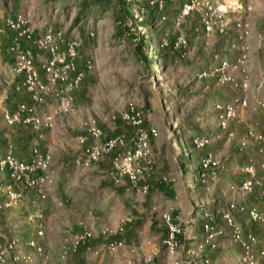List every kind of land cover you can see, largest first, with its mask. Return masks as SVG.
Masks as SVG:
<instances>
[{"label":"rangeland","instance_id":"374dc122","mask_svg":"<svg viewBox=\"0 0 264 264\" xmlns=\"http://www.w3.org/2000/svg\"><path fill=\"white\" fill-rule=\"evenodd\" d=\"M17 17L20 29L32 32L21 46L31 50L45 86L40 103L32 99L24 75L13 69L10 50L17 32L7 20ZM47 30L53 37L39 47L35 41ZM70 47L74 57L67 56ZM60 60L71 62L74 70L47 87L45 66L54 61L60 74ZM78 74L81 80L73 85ZM21 92L30 100L17 105ZM62 99L69 104L59 111ZM0 104L9 113L24 104L34 107L39 119L50 116L49 126H29L34 136L52 128L68 144L64 161L76 159L91 168L101 159L105 166L80 186L60 184L54 197L61 205L54 212L44 210L41 197L32 206L28 188L38 192L34 185L16 184L21 193L16 202L0 193V264H232L233 255L219 259L216 251L212 256L193 251V216L207 208L224 222L229 212L241 229L237 239L228 225L231 240L241 248L237 264H264V0H0ZM20 124H5L0 112L1 147L14 156L9 143L22 152L26 148L24 137L8 141ZM91 127L101 130L99 143L90 137ZM112 139L119 143L84 163L86 147ZM143 142L131 179L121 172L122 164L117 168L113 162ZM49 171L58 173L51 157L45 170L33 174L48 172L46 198L47 186L53 185ZM1 173L0 188L14 183L8 169ZM157 177L174 192L158 215L165 237L156 240L159 227L143 223L140 237L124 243L133 215L143 222L157 217L153 205L142 203L157 201L145 185ZM19 201L26 208L18 210ZM86 233L90 237L81 240ZM111 241L114 253L100 251ZM212 242L204 246L215 249Z\"/></svg>","mask_w":264,"mask_h":264},{"label":"built area","instance_id":"2783aa9c","mask_svg":"<svg viewBox=\"0 0 264 264\" xmlns=\"http://www.w3.org/2000/svg\"><path fill=\"white\" fill-rule=\"evenodd\" d=\"M187 7V6H186ZM9 26L13 28L17 32V36L13 42L11 47V52L13 53V69L16 73L24 75V85L27 90L32 93V99L35 102H42L41 93L45 86L42 85L39 80V76L37 70L34 65V56L29 48H24L21 46V41L26 40L29 41L31 39L32 32L29 28L20 29V22L22 23V19L17 17V19H8L7 20ZM53 37L51 30H47L35 43L39 47H45ZM75 53L72 47L68 49L67 56L74 57ZM63 66L61 67V73L57 74L55 72L54 66L55 62L51 61L45 66V78H46V86L53 87L57 81L64 80L66 78V72L70 70H74V66L71 62H65V60H60ZM81 80V75H77L73 80V85H77ZM69 104L68 99H62L60 105L57 106V110L62 111L66 110ZM35 114V108L32 106H26L24 104L19 105L18 109L9 113L4 111L2 113V120L5 124H17L23 123L32 125L33 128L37 129L41 125L49 126L51 123L50 116H46L44 119H39ZM90 137L95 140V142H100L101 139V130L95 127H91ZM85 138L81 139V142L84 143ZM117 139L108 140L103 145H95L91 147H86L84 150V163L88 165L90 162L95 161L99 158L100 154L104 151L111 150L116 144H118ZM145 143L143 142L141 146L136 151L127 150L121 157H116L113 164L118 168L119 164H122L123 174L128 175L131 179L134 178L135 170L132 169V163L134 160L142 156V148H144ZM120 156V155H119ZM49 163V156H45L41 154L36 148H33V157L31 161H24L16 158L11 153H6L0 157V173L4 172L8 169L11 173L12 179L14 180L13 184H8L0 188V193L4 195L7 199L12 202H16L21 197V193L15 190L16 184H28L34 185L38 188V193L42 199L46 198V185H48L49 180L47 176H37L33 177V174L38 170H45ZM207 163H204L206 167ZM120 174V175H123ZM58 205H61L59 203ZM36 215L35 217H37ZM225 222L227 225L232 227L235 232V237L240 239L241 237V229L234 226V220L231 214L228 212L223 215ZM234 227V228H233ZM205 230L207 233L206 240L212 241L214 237L223 234L222 229H216L213 225L207 224L205 226ZM41 234V232H39ZM91 234L86 233L81 237V240H85L90 237ZM249 239H253L251 234L248 235ZM120 244V243H119ZM115 243L111 242L108 245L109 249H114ZM86 264V263H84Z\"/></svg>","mask_w":264,"mask_h":264},{"label":"crops","instance_id":"0c3cea01","mask_svg":"<svg viewBox=\"0 0 264 264\" xmlns=\"http://www.w3.org/2000/svg\"><path fill=\"white\" fill-rule=\"evenodd\" d=\"M263 6V2L261 4ZM20 77V76H18ZM24 93V94H22ZM28 99L29 102V96L26 95L25 92H21L19 94V97L17 98L18 103L22 102V100L24 99ZM22 99V100H21ZM16 105V106H17ZM50 106L47 107V111H51V107L49 109ZM15 107L10 109V111L14 110ZM45 108L41 107V111L43 112ZM4 111H6V108L3 107L0 104V112L3 113ZM63 123L61 122V125ZM52 127V125L50 126ZM14 129L21 131V133H16V130H11L12 132H10L9 137H8V141H11L13 138H15L17 140V137H24L26 138V148L25 151L22 152L20 151V149H17V147L14 145L12 146L11 143H9V151L11 150L15 156L20 157L21 160H27L30 159L32 157V148L34 147V145L38 146L39 151H43L45 154H47L49 156V158L51 157L52 159L54 158L55 161H57L58 163V173L57 172H52L49 171V173H51L50 178L53 180V185L47 186V190L51 193L48 194L47 198H45L44 201V210L47 208L48 210H50L49 212H54L56 210V207L58 205V203L56 202V199L54 197V194H56L58 192V187L60 184H62L63 182L65 183V189H68V186L74 184V185H78L80 186L82 183L88 181L89 177L91 176H96V173H99L101 171H103V167L105 166H100L101 164V159L95 163H93L91 168H82L76 159H72V161H64L66 158V155H69V153H67V151H65V145H68L66 142H64L63 139H60L59 136H57L55 133H53L52 128L46 132L47 134H45V136L43 135H38L36 133V135H33V129L31 128V126L26 125V124H20V125H15L13 126ZM11 128V129H13ZM25 129H31L30 132L25 131ZM12 133V134H11ZM31 137V139H29ZM4 139L3 137H1V132H0V157L2 155H4L6 153V147L3 148L1 147V140ZM23 141V140H22ZM57 141V142H56ZM60 145L61 147L59 149L55 148V146ZM72 155H75V153H73ZM19 158V159H20ZM59 160H61V162H58ZM70 165V166H69ZM111 167V161H109V164ZM68 169H72V171H68ZM46 173V172H45ZM47 176L49 175L48 172L46 174ZM110 176V175H109ZM2 173L0 174V180L2 179ZM111 178H113V176H110ZM4 178V177H3ZM11 179V178H10ZM114 180V178H113ZM128 180V179H127ZM9 179H7V181H3L2 183H6L8 182ZM115 181V180H114ZM146 182V181H145ZM144 182V183H145ZM49 184V183H48ZM146 185V192H148V195H156V199L157 201L153 200V202H142L143 204L147 205V206H152L153 212L152 213H156V216L151 215L150 219L148 221L143 222L142 220H138V216L133 215V219L134 221L131 223H127V227L125 229V231H127V235L124 237L123 242L125 243V241L128 242H132L134 238L136 237H140V229L143 226V223L145 224V226H150V228H155V226L157 225L158 228V238H156V240H159V237L161 236L162 238L165 237L166 234V228L163 224L160 225L159 220H158V215H159V211L161 206L163 205V203H169L172 201V199L174 198V192L173 190L171 191V188L168 186V183L164 182V180L161 179V177H157L155 178L154 182L151 183L150 185L147 183H145ZM116 186H118L116 184ZM131 189L129 190L128 188H126L127 191H129L130 193H132V189L134 188L129 186ZM136 187V186H135ZM64 186L61 187V189H63ZM30 190V196L29 198H31L33 201L32 206L33 207H37L34 203V201H39L40 199V195L37 192V190L35 188H28V191ZM128 193L127 197H131V194ZM6 198V197H5ZM7 199V198H6ZM4 200V199H3ZM30 201V199L28 200ZM20 203L18 204V210L19 208L23 207L26 208V206H23L21 201H19ZM31 202V201H30ZM128 204L132 207H135L133 204V201H131L130 199L127 200ZM141 204V205H143ZM52 208H54L52 210ZM45 213V212H44ZM193 218L195 219V226L193 227V231L192 234L190 235V238L193 239L192 240V244H195V249H193V251H195L196 254H198L200 251L205 250L206 254L205 255H209L212 256L211 252L212 251H216L218 252V257L220 259V257H223L224 255H233V263L232 264H237V257H236V253H238V251H240V245L234 241L231 240L230 236V232H228L229 228L228 225L226 224V222H224L220 216V213L218 212V214H214V211L209 208L205 209L204 212H202L201 215L197 216H193ZM192 219V218H191ZM43 223H45L43 221ZM207 224L213 225V226H219L221 227L220 229H223V234L222 235H218L216 236L215 241L216 243H211L212 247L215 249H212L210 246L206 245L204 246V243H206V237H207V233L205 230V226ZM161 226V227H160ZM225 230L227 232H225ZM160 234V235H159ZM138 235V236H137ZM115 241V240H114ZM110 241L106 242L109 243ZM112 242V241H111ZM133 243V242H132ZM102 244V242H101ZM106 244H102L99 246L100 251L102 252H107L108 254L110 253H114L116 250H110L108 247H105ZM120 247H125L124 245H121ZM129 247H133V244L129 245ZM104 248V249H103ZM106 248V249H105ZM211 248V249H210ZM202 249V250H201ZM107 250V251H106ZM113 251V252H112ZM117 254V253H116ZM104 254L101 255V257H103ZM110 255H107V257H109ZM199 257V256H198ZM100 261H102V258L100 259Z\"/></svg>","mask_w":264,"mask_h":264},{"label":"trees","instance_id":"16d2710c","mask_svg":"<svg viewBox=\"0 0 264 264\" xmlns=\"http://www.w3.org/2000/svg\"><path fill=\"white\" fill-rule=\"evenodd\" d=\"M198 171H201V170H199V169H198ZM207 171H208V170H207ZM192 181H193V183L195 184V187H197V188H198V187H199V185H198V184H196L194 180H192Z\"/></svg>","mask_w":264,"mask_h":264}]
</instances>
